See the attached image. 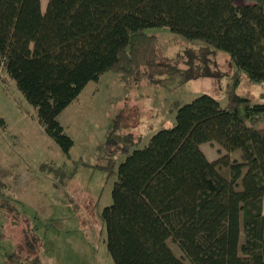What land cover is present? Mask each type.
I'll use <instances>...</instances> for the list:
<instances>
[{
  "label": "trees",
  "instance_id": "trees-1",
  "mask_svg": "<svg viewBox=\"0 0 264 264\" xmlns=\"http://www.w3.org/2000/svg\"><path fill=\"white\" fill-rule=\"evenodd\" d=\"M243 1L47 0L43 13L40 0H0V71L65 155L73 141L58 116L89 82L113 72L180 86L196 76L162 60L146 29L201 41L236 67L224 107L209 95L179 106L174 125L143 148L118 136L122 114L112 120L105 145L126 157L101 213L113 264H264V102L236 92L240 72L264 81V0ZM206 143L227 155L210 162ZM233 152L241 163L230 162Z\"/></svg>",
  "mask_w": 264,
  "mask_h": 264
},
{
  "label": "rangeland",
  "instance_id": "rangeland-1",
  "mask_svg": "<svg viewBox=\"0 0 264 264\" xmlns=\"http://www.w3.org/2000/svg\"><path fill=\"white\" fill-rule=\"evenodd\" d=\"M40 3L44 13L47 0ZM144 32L157 38L162 60L196 76L180 86L163 85V76L138 81L113 72L89 82L58 116L73 141L68 155L46 136L35 109L0 71V264H35V259L37 264H113L101 213L112 203L117 170L126 157L121 146L105 145L112 120L122 114L118 136L140 138L143 148L174 125L179 106L201 95L221 107L227 104L225 88L236 71L227 54L208 53L201 41L167 28ZM239 77L237 94L252 104L264 102V81L252 82L243 72ZM256 128H264V118ZM200 148L210 162L227 155L216 143ZM228 156L241 163L240 152ZM220 172L229 177L228 168ZM168 245L184 260L176 244L169 240Z\"/></svg>",
  "mask_w": 264,
  "mask_h": 264
}]
</instances>
